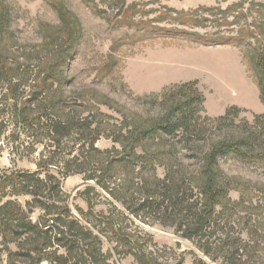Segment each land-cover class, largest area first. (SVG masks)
Instances as JSON below:
<instances>
[{"label":"trees","instance_id":"16d2710c","mask_svg":"<svg viewBox=\"0 0 264 264\" xmlns=\"http://www.w3.org/2000/svg\"><path fill=\"white\" fill-rule=\"evenodd\" d=\"M259 31L251 64L264 105V23ZM244 37L255 36L247 31ZM1 41L0 34L1 111L15 127L11 152L37 143L42 151L32 171L0 170V264H111L113 254L131 255L137 264H182L183 256L167 255L171 247L161 256L146 245L150 235L141 226L153 224L194 246L192 264H264V208H224L230 188L220 166L235 160L264 167V113L237 121L241 110L230 106L211 118L196 81H188L144 96L154 117L84 115L53 89L50 66L8 61ZM29 80L34 84L27 90ZM101 138L111 146L97 148ZM74 174L92 184L77 193L85 211L71 208L63 189ZM103 194L107 206L96 210Z\"/></svg>","mask_w":264,"mask_h":264},{"label":"rangeland","instance_id":"374dc122","mask_svg":"<svg viewBox=\"0 0 264 264\" xmlns=\"http://www.w3.org/2000/svg\"><path fill=\"white\" fill-rule=\"evenodd\" d=\"M121 1L124 7H120ZM121 1L0 0L2 50L8 61L31 68L50 66L55 76L53 89L59 87L65 106H80L77 110L84 115L89 111L114 118L124 114L135 122L154 117L156 110L144 96L188 81H196L204 96L205 115L211 118L230 106L241 110L237 121L251 122L254 114L264 113L251 64L261 40L264 0ZM247 31L255 37L246 39ZM191 33L197 35L187 36ZM211 36L230 42L207 45L197 39ZM33 84L29 80L26 89ZM1 110L2 100L0 170H34L42 145L11 152L15 127ZM95 146L106 149L111 143L101 138ZM184 163L190 166L191 161L184 159ZM220 166L230 188L224 208H264V167L235 160H223ZM161 172L158 168V176ZM62 185L71 208L85 211L87 206L77 193L92 184L74 174ZM107 202L108 196L103 194L96 210L105 208ZM141 227L150 235L143 238L146 245L162 250L161 256L166 255L163 247H171L173 251L167 255L183 256L182 264H192L190 251L198 254L186 240L175 248L177 237L171 229L157 224ZM111 264L137 263L131 255L113 254Z\"/></svg>","mask_w":264,"mask_h":264},{"label":"water","instance_id":"95a60500","mask_svg":"<svg viewBox=\"0 0 264 264\" xmlns=\"http://www.w3.org/2000/svg\"><path fill=\"white\" fill-rule=\"evenodd\" d=\"M176 240H177V241H184V242H186L185 240H182V239H180V238H176Z\"/></svg>","mask_w":264,"mask_h":264}]
</instances>
